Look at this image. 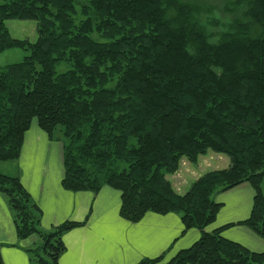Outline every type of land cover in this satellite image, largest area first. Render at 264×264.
<instances>
[{
    "label": "trees",
    "instance_id": "trees-1",
    "mask_svg": "<svg viewBox=\"0 0 264 264\" xmlns=\"http://www.w3.org/2000/svg\"><path fill=\"white\" fill-rule=\"evenodd\" d=\"M226 3L237 17L214 37L200 21L206 10L183 0H2L0 52L28 55L0 68V163L18 161L34 122L62 146L64 191L108 187L129 223L175 214L200 232L170 261L139 264H264V251L224 239L222 228L205 233L220 209L213 195L246 183L253 206L239 225L264 240V0ZM8 20L34 22L36 41L13 39ZM209 151L228 167L176 193L166 176ZM0 195L17 239L37 241L29 263L58 264L63 236L85 222L43 231L15 176L0 173Z\"/></svg>",
    "mask_w": 264,
    "mask_h": 264
},
{
    "label": "crops",
    "instance_id": "crops-1",
    "mask_svg": "<svg viewBox=\"0 0 264 264\" xmlns=\"http://www.w3.org/2000/svg\"><path fill=\"white\" fill-rule=\"evenodd\" d=\"M209 153L198 158L196 168L202 163L208 170H218L219 163L223 169L228 167L229 162L226 163L225 159L216 156L211 160L208 157L213 156ZM213 161L216 165L211 164ZM204 173H195L193 181L189 182L186 178L178 179V185H174L172 178L166 179L176 193L185 194L192 182ZM13 176L20 179L41 211L40 228L43 231L65 222H85L63 236L65 252L58 264H139L143 260L160 257L169 261L200 238V232L195 229L184 231L180 217L175 214L159 216L147 213L137 223L123 220L119 215L120 193L108 187H103L95 195L64 191L61 188L62 146L49 141L34 122L24 135ZM253 198V189L246 183L214 194L213 200L220 209L205 233L222 228L221 237L224 239L250 252H263L264 240L239 225L249 218ZM36 242L35 238L17 239L11 213L0 195V255L3 263L30 264L26 250Z\"/></svg>",
    "mask_w": 264,
    "mask_h": 264
},
{
    "label": "rangeland",
    "instance_id": "rangeland-1",
    "mask_svg": "<svg viewBox=\"0 0 264 264\" xmlns=\"http://www.w3.org/2000/svg\"><path fill=\"white\" fill-rule=\"evenodd\" d=\"M75 1L77 4H80L83 3L85 0H75ZM183 1L192 2L194 4L203 7L206 10V12L201 15L200 21L207 28L208 32L214 35V37L215 34L227 29V27L237 17V13L232 14L226 11V4H227L226 0H183ZM1 2L2 0H0V3ZM212 20L218 23L219 25L215 28H212L211 27ZM5 25L10 36L13 39L28 40L29 42L32 43L35 42L37 39L35 23L32 21L8 20L5 22ZM213 41H215V39H213ZM27 55L28 52H24L18 49H12V50L0 52V68L10 64L19 63ZM66 69L68 68L65 66V64H61L56 68V71L62 72L65 71ZM209 154H212L211 156H213V157H208V158H212L211 160H213V158L216 156H220L219 158H223V160L225 159L226 163L228 162V158L224 155H220V154L214 155L213 152H210ZM211 164L216 165V161H213ZM218 165L220 166H218L217 169L223 170L222 167L224 166H221V163H219ZM213 169L214 168H210V170L206 169L203 163L201 165H198V167L196 168V165H192L186 159L183 158L180 160L178 169L175 172V174L167 175L166 177L168 180L173 179L174 185H178L179 180L182 181V179L186 178L188 182L193 181L194 178L192 176L195 173H197L198 175L199 173L212 171ZM14 170H15V162L0 163V173L4 172L8 176H13ZM262 191L264 195V182L262 184ZM163 262H168V260L163 259Z\"/></svg>",
    "mask_w": 264,
    "mask_h": 264
}]
</instances>
